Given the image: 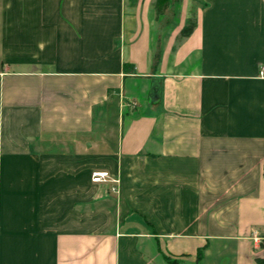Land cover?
<instances>
[{"label":"crops","instance_id":"crops-1","mask_svg":"<svg viewBox=\"0 0 264 264\" xmlns=\"http://www.w3.org/2000/svg\"><path fill=\"white\" fill-rule=\"evenodd\" d=\"M157 1L0 0V264H264V0Z\"/></svg>","mask_w":264,"mask_h":264},{"label":"built area","instance_id":"built-area-1","mask_svg":"<svg viewBox=\"0 0 264 264\" xmlns=\"http://www.w3.org/2000/svg\"><path fill=\"white\" fill-rule=\"evenodd\" d=\"M91 179L94 182H104V181H113V183H117L118 179L112 176L110 172L106 169H94L91 172Z\"/></svg>","mask_w":264,"mask_h":264},{"label":"trees","instance_id":"trees-1","mask_svg":"<svg viewBox=\"0 0 264 264\" xmlns=\"http://www.w3.org/2000/svg\"><path fill=\"white\" fill-rule=\"evenodd\" d=\"M164 5H165V0H163L162 2H160L158 0L157 3H156V9H157V11H159V12L162 11L163 8H164ZM195 22H196L195 21V18H190L188 20V22L180 30L179 37L182 38L184 36H187L192 31L193 27L195 26Z\"/></svg>","mask_w":264,"mask_h":264},{"label":"rangeland","instance_id":"rangeland-1","mask_svg":"<svg viewBox=\"0 0 264 264\" xmlns=\"http://www.w3.org/2000/svg\"><path fill=\"white\" fill-rule=\"evenodd\" d=\"M110 172V171H109ZM111 174V173H110ZM115 178H117V177H115ZM118 179V178H117ZM92 180V179H91ZM118 181H119V179H118ZM94 182V181H93ZM105 182V181H104ZM108 182H110V183H113V181H110V180H108ZM118 183V182H117ZM112 189L113 190H117V188H115L114 186L112 187Z\"/></svg>","mask_w":264,"mask_h":264}]
</instances>
